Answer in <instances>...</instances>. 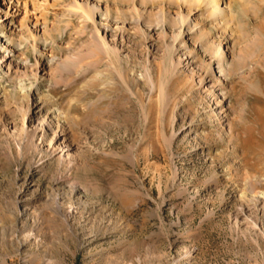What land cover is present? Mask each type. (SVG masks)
<instances>
[{
    "label": "rangeland",
    "instance_id": "374dc122",
    "mask_svg": "<svg viewBox=\"0 0 264 264\" xmlns=\"http://www.w3.org/2000/svg\"><path fill=\"white\" fill-rule=\"evenodd\" d=\"M206 3L0 0V264H264V0Z\"/></svg>",
    "mask_w": 264,
    "mask_h": 264
},
{
    "label": "bare ground",
    "instance_id": "6f19581e",
    "mask_svg": "<svg viewBox=\"0 0 264 264\" xmlns=\"http://www.w3.org/2000/svg\"><path fill=\"white\" fill-rule=\"evenodd\" d=\"M217 0H207V5L208 6H210L211 7V10L213 11V12H215L216 14H218V13H221V14H225V16H226V18L229 16V11L226 9V7H222L221 6V4H218V3H214V5H213V2H216ZM215 4H216V6H215ZM92 5V4H91ZM213 6H215L216 8V10L214 9V7ZM90 9H91V12H92V10L94 11H101L100 10V8L98 7V5H96V4H93V6H91L90 7ZM215 11H214V10ZM88 12H89V10H88ZM87 12V13H88ZM90 12V14H88V16L89 17H91V15L93 14V13H91ZM212 12V13H213ZM231 12V11H230ZM225 18V17H224ZM229 18V17H228ZM36 37H38V35L37 34H34ZM8 39H10V38H8ZM10 52H13V50H11ZM107 53H110V55H112L111 54V52H109V50L107 51ZM220 57H222V59H220V62H224V48H223V46H222V43H219L218 45H217V53L215 54V59L216 60H219V58ZM23 62L25 61H27V59H23L22 60ZM223 66V64L221 65V69L223 68L222 67ZM53 111H55V110H53ZM56 131H57V129H56ZM56 131H54L55 133L53 134V137L56 135ZM207 138H208V136H205L203 139H206L207 140Z\"/></svg>",
    "mask_w": 264,
    "mask_h": 264
}]
</instances>
